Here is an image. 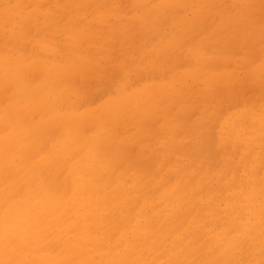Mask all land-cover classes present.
<instances>
[{
    "label": "bare ground",
    "instance_id": "obj_1",
    "mask_svg": "<svg viewBox=\"0 0 264 264\" xmlns=\"http://www.w3.org/2000/svg\"><path fill=\"white\" fill-rule=\"evenodd\" d=\"M60 13L42 23L53 28ZM258 22L234 11L195 31L189 21L157 27L127 57L141 86L131 89L128 64L113 73L121 114L96 132L82 124L68 66L57 64L42 86L17 74L0 104V264H264V93L237 106L209 92L223 78L214 51L238 54L236 41L264 40ZM84 32L70 22L54 31L65 59L77 57ZM165 66L173 80L144 85ZM11 68L21 70L17 59L0 58V87ZM194 75L204 102L195 113L176 87ZM154 92L165 111L158 119ZM41 107L47 114L29 116Z\"/></svg>",
    "mask_w": 264,
    "mask_h": 264
},
{
    "label": "rangeland",
    "instance_id": "obj_2",
    "mask_svg": "<svg viewBox=\"0 0 264 264\" xmlns=\"http://www.w3.org/2000/svg\"><path fill=\"white\" fill-rule=\"evenodd\" d=\"M206 1L199 14L200 0H168L160 9L155 8L159 0H0V58L6 61L7 65L17 59L21 69L11 68L13 76H7L9 84L5 83L0 87V104L5 105L11 97L10 88H13L17 74L24 77L30 85L42 86L50 79V74L57 64L68 66L69 80L82 95L77 107L82 116V124L85 129L96 132L103 126L101 124L112 122L121 114L117 110L119 103H112L115 98L111 97L115 88L112 79L116 76L113 73L121 65L128 64L127 78L131 89L135 90L141 86L132 80L135 79L136 68L127 57L131 50L143 46L144 42L148 44L153 41L152 36L158 34L156 30L162 31L174 22L189 21L195 31L211 24L213 20L220 19L223 13L234 11L248 12L250 18L252 16L255 20L259 19L258 23L264 21L261 20L264 18V0ZM57 4L61 6L58 11ZM52 11L62 12L53 20V28L42 23L46 17L45 13ZM197 15L200 17L197 18ZM21 20L24 21L22 24ZM69 22L74 24L76 32L85 30L78 36L81 37L76 46L78 55L73 61L65 59V56H68L65 43L52 37L54 31L62 32ZM15 34L24 38L23 45ZM83 35L85 36L82 37ZM41 41L43 47H40ZM255 41L256 39L251 37L248 41H236L234 47L240 51L238 54L214 51L213 57L219 77L223 76L218 80L222 92L219 87H213L209 89L210 95L214 97L217 92L220 98L227 101L236 97L237 100L233 104L237 106H240L237 103H250L261 97L264 93L261 91V87H264V40ZM150 48L151 46L148 50ZM2 70L5 69H0ZM197 79L199 77L194 75L182 77L176 82V87L178 83H183L180 88L177 87L181 97L193 100L194 113L201 110L204 103L199 97L202 80L193 82ZM162 80H173L167 66L161 76L154 79L149 77L144 85L161 83ZM110 82L112 83L109 84ZM227 83L229 87L226 86ZM168 91L169 94L174 93L170 89ZM152 96L157 109L154 119H158L165 111L159 104V93L154 92ZM179 103L173 110L177 109ZM28 114L38 119L47 114V111L41 107ZM158 128L160 127H155V130ZM233 163H237V159ZM228 180L232 183L231 179Z\"/></svg>",
    "mask_w": 264,
    "mask_h": 264
}]
</instances>
